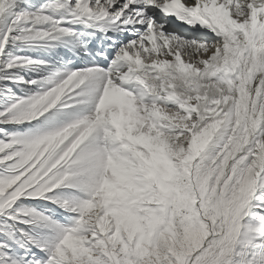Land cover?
I'll return each instance as SVG.
<instances>
[{
	"label": "snow or ice",
	"instance_id": "1",
	"mask_svg": "<svg viewBox=\"0 0 264 264\" xmlns=\"http://www.w3.org/2000/svg\"><path fill=\"white\" fill-rule=\"evenodd\" d=\"M0 264H264V0H0Z\"/></svg>",
	"mask_w": 264,
	"mask_h": 264
}]
</instances>
